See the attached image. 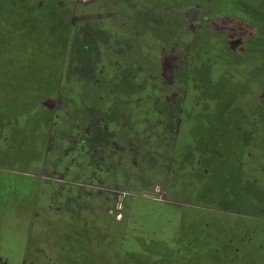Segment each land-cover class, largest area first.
<instances>
[{
    "label": "rangeland",
    "instance_id": "rangeland-1",
    "mask_svg": "<svg viewBox=\"0 0 264 264\" xmlns=\"http://www.w3.org/2000/svg\"><path fill=\"white\" fill-rule=\"evenodd\" d=\"M158 1L0 0V101L19 111L16 119H41L35 137L34 129L27 123L23 142L11 144V150L21 151L27 160L0 168L5 176L0 186L8 195L16 191L27 201L22 209L26 212V219L22 215L24 225L7 235L11 248L0 246V264L51 263L39 255L38 247L49 257L51 245L65 240L44 237L48 218L36 215H49L54 208L49 192L53 183L49 181L56 176L57 163L77 159L74 152L70 157L65 154L69 144L87 134L93 137L101 133L104 125L110 126V120L123 118L121 111L134 114L133 118L126 116L128 120L124 119L123 125L136 124L138 120H162L155 141L160 147L167 141L165 147L172 148L174 156L170 157L168 148L165 155L153 157L154 165L159 164L161 169L150 168L147 173L150 155H135L134 169L128 163L132 160H127L133 159L132 150H123V167L120 164L117 172L121 169L127 183L135 185L133 191L124 184L116 192L111 209L119 231L125 230V196L144 193L168 201L160 204V220L145 221V226L132 228L134 235L143 234L132 252L123 250L118 257L120 251L115 244L120 242L119 236L109 238L106 232L97 231L89 240V252L82 263L237 264L234 253L238 260L264 257V194L252 193L244 200L235 189V200L224 204L207 202L203 189L204 198L200 201L201 193L186 175L170 171L166 164L169 159L187 163L193 158L191 155L200 143L196 134H190L191 128L216 123L217 129L229 131L236 144L241 145L243 131L264 136V41L250 38L253 28L243 20L246 0L241 8L234 3L236 0H227L230 17L210 15L212 0H186L187 4L173 0L168 6L157 5ZM211 63L218 69L222 65L227 71L226 80L223 79V84H228L226 89L220 88L222 80L217 77H212L210 83L205 79L204 71L210 70ZM164 101L172 103L166 113ZM191 108L200 110L198 118L187 113ZM175 110H182L179 114L183 127L184 123L189 127L186 132L182 128L179 137L169 117V113L176 114ZM242 115L250 122L239 130ZM33 138L37 139L42 155L30 161L32 150L24 151ZM2 142L0 146L6 144ZM148 143L146 139L141 145ZM208 143L209 148L220 146L216 140L210 139ZM260 152L259 156L252 149L250 154L263 156L259 163L264 164V141ZM198 156L200 159L201 155ZM243 156L233 160L241 161ZM252 173L260 178V173ZM253 189L250 186L247 191ZM9 209L17 215L20 210L17 204H11ZM232 212L255 218L241 219ZM242 222L245 232L240 236L238 225ZM169 226H176L168 240L170 246L158 247L157 243L167 237ZM227 246L232 250L230 257Z\"/></svg>",
    "mask_w": 264,
    "mask_h": 264
},
{
    "label": "crops",
    "instance_id": "crops-1",
    "mask_svg": "<svg viewBox=\"0 0 264 264\" xmlns=\"http://www.w3.org/2000/svg\"><path fill=\"white\" fill-rule=\"evenodd\" d=\"M244 23L253 28L251 30V32L253 31V35L250 38L264 41V34H262L263 31L261 29L250 22L244 21ZM230 50L232 52L231 48ZM227 86L228 84L223 88L226 89ZM219 98L221 102H225L221 96ZM162 102H159V104ZM171 104L165 101L162 103L165 106V113L171 108ZM181 111L175 110L176 114L169 113V117L174 122L173 128L177 133V137L180 136L182 128H184V132L189 130L188 124L184 123L183 127L182 115L179 114ZM197 111L198 113L200 112L199 109ZM120 113L123 118L110 120V126L104 125L101 133H97L92 137L90 134L85 135L84 132L85 136L82 139L73 140L69 144L65 154L70 157V154L74 152L78 155L77 159L72 158L65 163L59 160L57 163V171L54 172L56 176H52V180L49 181L53 183L49 187V192L51 193L54 210L51 209L49 215L46 212L42 215H36V217L42 219L48 218L47 231L44 232V237L51 238L54 241L56 239L65 240L64 243H57L56 245L53 243L51 245V251H48L50 253L49 257L45 256L46 251L38 247L39 255L51 261V263L47 264H53L54 261H59L61 264H83L82 261L87 257L85 255L89 252V244H91L89 240L92 239V234L97 231L98 233L106 232L109 238L113 235L119 236L120 242L115 245L118 246L117 249L120 251L117 256L121 258L122 251L132 252V249L136 245V240H140L143 235L141 232H136V235H134L135 231L132 229L135 226H142L138 221L139 214H144L146 211L154 213L162 212L163 208L160 204L168 201L167 198L166 201H160L154 197H148L144 193L125 196L127 206L125 230L124 233L123 230L122 232L119 231V224L115 222L111 209L115 197H117L116 192L122 190L124 184L130 186L128 187L129 190L133 191L134 188L132 186L135 185L133 182L127 183L128 180L122 175L121 169L117 172L118 168H121L122 165L120 160H122L121 155L123 154V150L125 152L126 149L132 150L133 159L130 157L127 160H132L131 163L127 162L134 169H136V167H133L135 155L136 157L138 155L146 157L150 155L151 157L147 158L149 162L146 163L148 171L150 168L155 170L161 169L159 164L154 165L156 160L153 157L165 155V152L169 148L165 147V142L167 141L163 142L162 148L158 140L155 141L158 138V126H162L160 124L162 120L158 121L157 119L155 122L138 120L136 124L131 122L129 125H123L124 119L128 120L126 116L133 118L134 114L132 111L128 115L122 111ZM155 113L162 115L161 112L156 110ZM243 115L239 120L241 122L239 130H244L246 128L245 124L250 122V119H247ZM263 120L259 118L260 122ZM200 124H204V121L200 122ZM227 132L217 129L216 123H213L210 127L206 125L202 126V128L198 126L190 129V134H196L197 140L200 143V146L197 147L198 150L196 149L195 153L191 155L193 158H190L187 163H175L176 161L173 162L171 159L166 162L168 167H170V171H180L186 175V179L191 182V185L195 186V190L201 193L200 201H203L204 194L202 192L204 193V190L206 196L204 199H207V202L218 201L224 204L235 200L232 194L235 189L238 190L239 196L244 200L248 199L252 193H255L256 196H263L264 194V164L259 163V160L263 156L256 157L250 154L253 149L254 153H259V156L261 155L260 149L264 136H251V132L243 131V133L241 132L243 138L241 145L236 144L235 140L232 139V135H229L230 132ZM171 134L173 133L171 132ZM133 137H136V141L133 140ZM151 138H154L153 142ZM146 139H149V143L141 145L143 140L146 142ZM210 139H212V142L217 141L220 145L217 147L218 149L209 148L210 143H208V140ZM203 143L207 144L206 147L202 146ZM138 148L140 149L138 150ZM159 148L161 149L158 150ZM168 154L171 155L170 157L174 156L172 148H169ZM242 154H244L243 160L237 162L233 160L234 157H239ZM197 155H201L200 159H197ZM89 159L91 160L89 161ZM252 172L260 173V178L253 177L254 173ZM147 173L150 172L148 171ZM192 177L194 184L191 180ZM158 183L164 184V182ZM250 186H253L254 189L249 193L247 188ZM137 188L139 189L140 187ZM165 193H167V190H165ZM202 208L206 209L207 207L202 205ZM210 210L213 211L212 208ZM231 214L241 219L255 218V216L242 212H232ZM51 219H53V222ZM203 224L207 225L202 221V227H204ZM242 224L243 222L238 225L240 226V231L238 232L240 236L245 232V227ZM116 236H114V239ZM242 241L244 240L242 239ZM49 244L47 243L48 246ZM226 251H228L230 257L232 250L227 246ZM234 251L236 252V250ZM51 256L54 258H50ZM245 259L241 257L238 260L237 254L234 253V262L238 261L237 264H254L248 259H246L248 260L246 263Z\"/></svg>",
    "mask_w": 264,
    "mask_h": 264
},
{
    "label": "trees",
    "instance_id": "trees-1",
    "mask_svg": "<svg viewBox=\"0 0 264 264\" xmlns=\"http://www.w3.org/2000/svg\"><path fill=\"white\" fill-rule=\"evenodd\" d=\"M173 0H160L157 5H169L172 4ZM184 4L186 3V0H180V2ZM189 1V0H188ZM243 1L244 0H236L234 3L238 5V7L241 8V5L243 6ZM195 2V1H194ZM213 6H212V11L210 10V15L215 16V17H227L231 15L229 6L226 5L227 0H212ZM195 3H198L197 1ZM240 5V6H239ZM263 8H264V0H246L245 2V11L243 13L244 17L243 20L246 22H250L254 25H256L257 28L261 29L263 31L262 34H264V14H263ZM238 16V15H237ZM240 18V16H238ZM259 22V23H258ZM221 67L218 69L215 65L212 63L210 64V70L204 71L205 72V79L207 80L208 83H210V80L217 77L219 80H222V84H220V88L225 87L227 82L223 84V82L226 80L225 75L226 72L224 66L220 65ZM215 68V69H214ZM225 79V80H223ZM230 79V78H229ZM228 79V80H229ZM220 91V90H219ZM223 97L225 95L222 94ZM220 97V95H218ZM187 111V110H186ZM19 111L15 110V107H10L5 105L2 101H0V141L6 142L5 145L0 146V168H7L12 162H23L27 160V156L24 157V153L22 154L21 151H12L11 150V144L14 145L16 144H21L23 142V134L25 135L26 133V125L29 123V126L32 127L34 137L36 135V132L40 130V125H41V119L39 120H33L29 119L25 121H21L20 119H16V114H18ZM190 115H193L195 118H198L199 113L195 111V109H192L187 111ZM23 122V123H22ZM14 124V125H13ZM187 124V123H186ZM193 129V128H191ZM31 143L27 149H25L24 152H29L32 150V158H30V161H33L34 159L36 160L38 156L41 154V148L38 146V141L37 139L33 138L31 139ZM2 142V143H4ZM15 150V149H14ZM42 155V154H41ZM4 175L2 172H0V181L4 179ZM15 193L8 195V192H5L4 187L0 186V246L2 245H9L10 241L8 240V234L13 230V229H18L22 228L24 225L23 219H26V212H24L22 209L27 206V201L18 194V192L13 191ZM11 204H17L19 212L18 215L14 210H10L9 206ZM10 210V212H9ZM24 213L23 219L22 215ZM162 215V212L159 213H154V212H145L144 214L141 213L138 216V221L140 225L145 226V221L151 223L152 222H157L160 220ZM25 217V218H24ZM151 226V225H150ZM174 228L176 226H169L167 229L168 233H165L167 236L165 239H162L160 242L157 243L158 247H164L167 248L170 246L168 243L169 237H171V233L174 232ZM13 232V231H12ZM8 248H11V246H8ZM251 262L254 264H264V257L257 259L256 257L251 259Z\"/></svg>",
    "mask_w": 264,
    "mask_h": 264
},
{
    "label": "built area",
    "instance_id": "built-area-1",
    "mask_svg": "<svg viewBox=\"0 0 264 264\" xmlns=\"http://www.w3.org/2000/svg\"><path fill=\"white\" fill-rule=\"evenodd\" d=\"M118 217H119V218H121V216H120V215H118Z\"/></svg>",
    "mask_w": 264,
    "mask_h": 264
}]
</instances>
